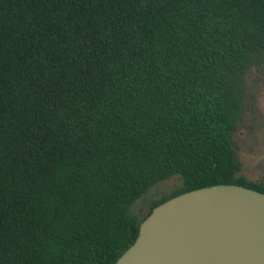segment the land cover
<instances>
[{
	"label": "trees",
	"instance_id": "1",
	"mask_svg": "<svg viewBox=\"0 0 264 264\" xmlns=\"http://www.w3.org/2000/svg\"><path fill=\"white\" fill-rule=\"evenodd\" d=\"M258 57L264 0H0V264H115L170 198L264 193L232 141Z\"/></svg>",
	"mask_w": 264,
	"mask_h": 264
},
{
	"label": "water",
	"instance_id": "2",
	"mask_svg": "<svg viewBox=\"0 0 264 264\" xmlns=\"http://www.w3.org/2000/svg\"><path fill=\"white\" fill-rule=\"evenodd\" d=\"M115 264H264V193L221 184L170 198Z\"/></svg>",
	"mask_w": 264,
	"mask_h": 264
},
{
	"label": "rangeland",
	"instance_id": "3",
	"mask_svg": "<svg viewBox=\"0 0 264 264\" xmlns=\"http://www.w3.org/2000/svg\"><path fill=\"white\" fill-rule=\"evenodd\" d=\"M240 100L242 111L232 135L241 164L236 176L264 187V58H254L245 71ZM180 184L177 176L158 183L132 206V213L146 214L150 203L171 195Z\"/></svg>",
	"mask_w": 264,
	"mask_h": 264
},
{
	"label": "flooded vegetation",
	"instance_id": "4",
	"mask_svg": "<svg viewBox=\"0 0 264 264\" xmlns=\"http://www.w3.org/2000/svg\"><path fill=\"white\" fill-rule=\"evenodd\" d=\"M236 124H237V123H236ZM235 131H236V129H235ZM234 151H235V150H234ZM235 154H236V153H235ZM236 158H237V156H236ZM237 160H238V159H237ZM238 161H239V160H238ZM239 163H240V162H239ZM240 166H241V164H240ZM259 183H260V182H259ZM261 183H262V182H261ZM261 183H260V184H261ZM262 184H263V183H262ZM262 184H261V185H262Z\"/></svg>",
	"mask_w": 264,
	"mask_h": 264
}]
</instances>
